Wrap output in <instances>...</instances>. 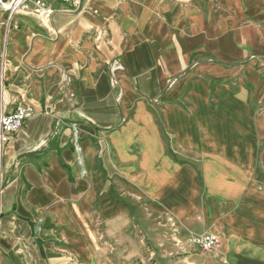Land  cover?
Listing matches in <instances>:
<instances>
[{
    "label": "crops",
    "instance_id": "1",
    "mask_svg": "<svg viewBox=\"0 0 264 264\" xmlns=\"http://www.w3.org/2000/svg\"><path fill=\"white\" fill-rule=\"evenodd\" d=\"M45 1L1 43L0 108L33 115L0 145V264H264V0Z\"/></svg>",
    "mask_w": 264,
    "mask_h": 264
},
{
    "label": "built area",
    "instance_id": "2",
    "mask_svg": "<svg viewBox=\"0 0 264 264\" xmlns=\"http://www.w3.org/2000/svg\"><path fill=\"white\" fill-rule=\"evenodd\" d=\"M14 1L15 0H8L6 3L10 2L12 4ZM54 1L68 5L73 11L78 13L89 14L92 10L91 2L94 0ZM17 3L16 10L13 12L12 16L17 14H28L36 17L41 22L49 23L54 14L53 8L45 0H20ZM6 28H9L8 21ZM3 49H5V47ZM120 70H122L120 63L117 60H113L109 66L113 86L117 84L115 74ZM5 77L6 56L5 50H3L0 55V89L3 88ZM32 115L33 110L30 107L23 105H17L10 113H5L3 108H0V145L7 143L11 136L21 130L23 123ZM188 244L190 248L202 253L212 252L220 244V237L216 233L208 231L200 237L190 239Z\"/></svg>",
    "mask_w": 264,
    "mask_h": 264
},
{
    "label": "rangeland",
    "instance_id": "3",
    "mask_svg": "<svg viewBox=\"0 0 264 264\" xmlns=\"http://www.w3.org/2000/svg\"><path fill=\"white\" fill-rule=\"evenodd\" d=\"M4 3H6L8 0L4 1L2 0ZM124 1H128V0H122V2ZM11 11L10 9H5L1 4H0V55L1 52L4 50L3 47H1V43H3V38L5 36V30H6V21H8L9 19V15H10ZM13 24V23H12ZM10 29H12L13 25H9ZM100 35H98V42H107V31L102 29V31H100ZM176 217H173L171 215H167V216H163L158 218V227L160 228L159 230H157L156 232L160 235V238L167 241H174L175 239H182V238H186L185 241H188L192 238H196V237H200L203 234H189L188 233V224H184L183 222L181 223V221L179 222V220L175 219ZM212 232V231H211ZM207 233V232H205ZM204 233V234H205ZM214 233V232H213ZM220 245V244H219ZM163 249L165 252L166 251H170L172 250V248L167 247H162V248H158ZM160 252V251H159ZM162 253L160 252L159 255H161ZM184 253L182 254H175V255H168L167 257H164V255L162 257H158L157 258V262L158 264H173L171 262L168 261V259L170 258L171 260L176 259V258H180L181 256H183ZM114 253H109V257H113ZM177 262V261H176ZM118 264L115 263L114 259H111L110 262H108V264ZM120 264V263H119ZM142 264V263H141Z\"/></svg>",
    "mask_w": 264,
    "mask_h": 264
},
{
    "label": "bare ground",
    "instance_id": "4",
    "mask_svg": "<svg viewBox=\"0 0 264 264\" xmlns=\"http://www.w3.org/2000/svg\"><path fill=\"white\" fill-rule=\"evenodd\" d=\"M20 0H15L14 1V3H4L2 0H0V4L4 7V8H6V9H10V11H11V14L9 15V20H8V25H9V22H10V20L12 19V14H13V12L16 10V6H17V2H19ZM7 34H8V28H6V36H7ZM5 38V41H6V37H4Z\"/></svg>",
    "mask_w": 264,
    "mask_h": 264
},
{
    "label": "water",
    "instance_id": "5",
    "mask_svg": "<svg viewBox=\"0 0 264 264\" xmlns=\"http://www.w3.org/2000/svg\"><path fill=\"white\" fill-rule=\"evenodd\" d=\"M4 1H6V0H4Z\"/></svg>",
    "mask_w": 264,
    "mask_h": 264
}]
</instances>
